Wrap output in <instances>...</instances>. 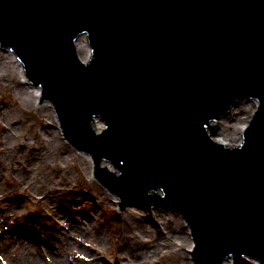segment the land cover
Masks as SVG:
<instances>
[{
  "label": "water",
  "instance_id": "1",
  "mask_svg": "<svg viewBox=\"0 0 264 264\" xmlns=\"http://www.w3.org/2000/svg\"><path fill=\"white\" fill-rule=\"evenodd\" d=\"M0 44L121 206L178 209L201 264L264 260V0H0ZM244 98L241 142L214 140Z\"/></svg>",
  "mask_w": 264,
  "mask_h": 264
},
{
  "label": "rangeland",
  "instance_id": "2",
  "mask_svg": "<svg viewBox=\"0 0 264 264\" xmlns=\"http://www.w3.org/2000/svg\"><path fill=\"white\" fill-rule=\"evenodd\" d=\"M1 54L0 51L3 61ZM7 62L0 64V74L10 72L13 76L6 81L0 79V137H7L5 143L0 139V235L7 236L0 240V264L22 262L25 253L16 239L21 236L34 244L47 245L49 253V244L55 243L52 246L61 253V262L56 264H181L183 258L189 260L186 264H201L189 251L196 242L184 215L163 202L151 203L150 211L143 203L121 206L120 198L94 175V161L89 162L93 160L91 155L66 138L54 104L43 99L41 89L43 100L35 102L30 85L22 81L17 67L10 62L6 65ZM251 100L256 105L252 102L244 108L238 102L232 105L229 110L235 118L225 120L224 133L209 132L212 138L238 144L241 125L243 122L247 125L258 108V101ZM220 119L212 124L217 127ZM99 125L101 129L103 121ZM48 126L57 133L44 134ZM53 141L56 146L48 147V142ZM155 207L176 217H171L172 224L182 223L188 239L159 244L147 257L145 249L150 247L139 243L134 228L126 225L142 219L153 227ZM66 240L71 243L64 247L60 241ZM230 257L236 264H264L251 254ZM40 258L44 264H54L49 254Z\"/></svg>",
  "mask_w": 264,
  "mask_h": 264
},
{
  "label": "bare ground",
  "instance_id": "3",
  "mask_svg": "<svg viewBox=\"0 0 264 264\" xmlns=\"http://www.w3.org/2000/svg\"><path fill=\"white\" fill-rule=\"evenodd\" d=\"M76 49L78 52V55L80 56V58L86 60L89 55H90V47L89 44L87 43V41L85 40L84 37L80 38L77 40L76 43ZM0 51L2 52L1 54V58H3L4 60L1 61L0 60V64L1 62L6 63V65L10 63H12L13 67L16 68L17 67V72L20 73V77L22 79L23 82H26L27 84H29V88H31V93L30 95L35 99V102L37 101H42L40 99V94L39 91L40 89L36 86H33L25 77L24 71L22 69V63L19 61V59L16 57V55L9 51L8 49H1ZM1 67V65H0ZM1 72V69H0ZM13 77L12 74L9 72L8 74H0V79L2 80H8L9 78ZM25 87V86H24ZM28 88V87H27ZM26 88V90H27ZM35 91V93H34ZM252 102V104L256 105L255 101L251 100V99H241L238 101V104H241V106H243L242 108H244L246 106V103H250ZM236 104V103H235ZM2 114V112L0 111V115ZM232 118L234 119L235 116L231 115V111L229 110L225 115L224 118L221 120V123H219V125H217V127L215 126L214 132H216V134H222L225 132L226 129V125H224V122H226L225 120ZM100 121H102L100 118H96L95 122L93 123L94 125V129L99 131L100 130ZM228 121V120H227ZM247 121V120H246ZM245 122H243V124L241 125L240 129L241 131L244 129V124ZM248 123V122H246ZM51 129L49 126L44 128L43 132L44 134L47 133H57V130H49ZM241 134V133H239ZM239 136V135H238ZM241 136L239 137V141L241 140ZM1 141H3V143H5V141L7 140V137H0ZM217 141L227 144V145H232L231 142H228L225 138H215ZM48 147H55L56 146V142H48L47 144ZM68 154V152H67ZM92 159L89 160L90 164L92 163ZM94 163V162H93ZM100 165L101 166H106L110 169H112L114 166H112V163L108 162L106 159H102L100 161ZM115 170V169H112ZM116 196V195H115ZM118 197V196H116ZM154 214H153V222H152V226L153 227H149L147 224H145V221H143L142 219L137 220L136 223L134 222H128V224L126 225L128 228L133 229L134 228V234L135 237H137V239H139L141 242V244H143V246L145 245V248L150 247L145 249V255L147 257H150L151 253L155 252L156 249L158 248L159 244L162 243H168L171 242H176L178 241L179 243H182L183 241H187L188 239V235L187 232L185 230V228L183 229L182 223L180 224H172V220L171 217H174L169 211L163 209V208H154ZM176 219V217H174ZM127 222V221H126ZM180 222V221H179ZM138 227H140L139 232H138ZM21 236L19 238H16L17 241L20 240L21 245L23 246V252L25 253V255L22 257V262H18L17 264H23L24 262H27L28 264H44L40 261V257L44 258V255L49 254L51 255L52 259V263L59 261L61 262V257L59 256L60 251L57 248H54L53 246H56L55 243L53 244H49V249L50 252L48 250H46V246L43 245V243H38V242H31L29 240H26V237ZM5 238H7V236H5V233L0 235V240H4ZM145 238V239H144ZM170 239V240H169ZM176 240V241H174ZM61 245L64 247H67L68 244H70L71 242L69 240L66 241H60ZM53 245V246H52ZM189 247L191 246V241L189 240L188 242ZM140 246V244H139ZM141 246V247H143ZM36 249H38L39 252H41V256H39V254L37 253ZM231 255H228L222 262V264H236L234 261H232V257H230ZM183 261H181V264H186L189 262V260H187L186 258H183ZM56 264V263H54Z\"/></svg>",
  "mask_w": 264,
  "mask_h": 264
}]
</instances>
